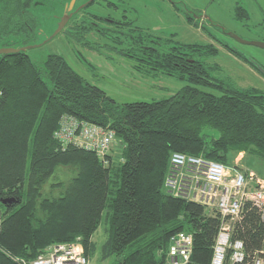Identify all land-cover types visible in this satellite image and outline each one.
Instances as JSON below:
<instances>
[{"label": "trees", "instance_id": "obj_1", "mask_svg": "<svg viewBox=\"0 0 264 264\" xmlns=\"http://www.w3.org/2000/svg\"><path fill=\"white\" fill-rule=\"evenodd\" d=\"M37 1L0 0V46L32 41ZM202 46L197 52L189 44L186 52L185 44L174 45L156 56L130 55L126 49L140 50L125 48L150 69L189 82L165 97L123 102L58 52H49L42 64L24 49L0 54V264H26L54 243L75 240L90 260L103 217L109 232L101 258L115 253L114 264H167L169 239L179 230L193 236L185 264H210L223 216L166 190L170 156L181 151L238 168L239 152L264 157V93L224 86L202 55L218 47ZM64 116L113 129L119 147L104 162L94 149L63 142L55 132ZM63 168L68 174H59ZM231 224L232 239L241 238L246 253L233 264H251L264 250L260 208L245 200Z\"/></svg>", "mask_w": 264, "mask_h": 264}, {"label": "rangeland", "instance_id": "obj_2", "mask_svg": "<svg viewBox=\"0 0 264 264\" xmlns=\"http://www.w3.org/2000/svg\"><path fill=\"white\" fill-rule=\"evenodd\" d=\"M68 1L38 0L37 5L31 7L37 18V28L35 30L36 34L34 33L35 38L30 43H37V41L43 39L41 43L38 42V45H33L27 51L38 64L43 63L49 52H58L88 81L103 88L108 95L119 102L165 97L189 82L187 78H180L161 70L150 69L142 60L126 53L125 43H118L116 40L110 39L105 33H98L92 28L83 31L84 24L79 18L68 21L62 30L52 36ZM109 1L111 0H97L89 8L119 15L113 10L120 7L121 2L113 0L119 3L118 7H114ZM131 1L141 5L139 11L143 19L141 18L139 22L143 26H148L155 32L160 33H168L170 30H174L179 38L186 41L213 42L218 47V51L213 53L202 52V55L205 57L204 61L209 71L220 77L226 83L224 86L228 84L240 88L255 87L264 93V74L255 69L250 62L232 52L225 45L211 41L209 35L201 30H195L192 33L195 28L185 26L183 14L181 13L182 2L178 1L181 6L179 11L174 9L172 5L162 2V0H152V2L151 0ZM185 1L192 6H200L201 9L213 13L218 20L228 23L236 0ZM260 1L264 5V0ZM245 4L250 10H255L252 1L246 0ZM77 13L78 16L83 15V12L78 11ZM253 13L256 15L257 11ZM84 14L86 16L85 11ZM146 16L147 18H145ZM259 34L255 32L247 33L250 37L260 39L263 36ZM241 45L264 65V47L252 43H241ZM203 87L216 93L222 91L220 87L211 85ZM113 146L116 149L119 147L117 139ZM241 154L242 152H239L236 159ZM242 156L244 157L238 159L239 161L236 164L240 163V168L253 170L258 177L264 179V157L254 152H246ZM65 173L67 172L64 168L59 171L60 175ZM108 232L109 223L103 217L92 235L95 250L94 254L90 255L89 264H114L118 259L115 253L101 258L102 244L107 239Z\"/></svg>", "mask_w": 264, "mask_h": 264}, {"label": "built area", "instance_id": "obj_3", "mask_svg": "<svg viewBox=\"0 0 264 264\" xmlns=\"http://www.w3.org/2000/svg\"><path fill=\"white\" fill-rule=\"evenodd\" d=\"M55 136L63 142L94 149L106 161L112 153L116 140L113 129L99 124L64 116ZM168 192L197 200L208 207L217 208L223 222L216 235L213 256L210 264H229L242 262L246 257L241 238L232 239V220L242 215L245 200H250L261 210L264 219V179L253 170L229 167L221 161L208 159L201 155L173 151L164 177ZM193 248L191 232L179 230L169 239L167 264H185L189 261ZM89 258L79 240L57 242L40 252L26 264H89ZM251 264H264L263 255L254 256Z\"/></svg>", "mask_w": 264, "mask_h": 264}, {"label": "flooded vegetation", "instance_id": "obj_4", "mask_svg": "<svg viewBox=\"0 0 264 264\" xmlns=\"http://www.w3.org/2000/svg\"><path fill=\"white\" fill-rule=\"evenodd\" d=\"M85 1L86 0H76L70 14ZM96 1L97 0H92L79 10V12H83V15L78 16L77 12L71 14L68 21L72 19L77 20L79 18L80 21H82L84 25H87L90 30L92 28L98 33H105L114 41L115 39L122 40V43L126 44L125 48H128L131 45L137 46L140 51L136 53H132L126 49L130 55L156 56L158 51L167 52L171 50L170 47L181 44L187 46L186 52L190 50L188 48L189 44H194L197 52H200L201 48L204 50L202 45L207 43L182 40L174 30H170L168 33H160L155 32L148 26H143L139 22L142 18L141 12L139 11L141 5L134 3L131 0H119V2H121L120 7H118L119 3H116L113 0L109 1L112 6L118 7L113 11L117 12L119 15L112 12L104 13L102 10L89 8L90 5H93ZM178 1L183 3V8H181L183 23L185 26L195 28L192 33H194L195 30H201L203 33L209 35L211 41L213 40L225 45L247 62L250 61L246 56L254 58V55L251 54V52H247L241 43H250L249 40L264 41V34H262V32H264V5L260 0H250L254 3L255 10L249 9L245 4L246 0H236L232 7L231 18L228 23L218 20L213 13L201 9L200 6H192L185 0H162V2L168 3L170 6L172 5L174 9L179 10L181 6ZM84 11L86 12V16ZM255 11H257L256 15L253 13ZM145 18H147V16ZM248 32L260 33L259 35H262L263 37H259L260 39L250 37L247 35ZM208 43L214 44L213 42ZM194 52L196 51L194 50ZM255 61L264 67V65L257 59H255ZM251 64L255 69L264 74L253 63Z\"/></svg>", "mask_w": 264, "mask_h": 264}, {"label": "water", "instance_id": "obj_5", "mask_svg": "<svg viewBox=\"0 0 264 264\" xmlns=\"http://www.w3.org/2000/svg\"><path fill=\"white\" fill-rule=\"evenodd\" d=\"M91 1L92 0H86L83 4L78 6L75 9V11L72 12L71 14L78 12L82 7H84L85 5L90 3ZM75 2H76V0H69L68 2H66L65 10L62 13V16H61V18L57 24L55 31L52 34V36L55 35L56 33H58L60 30H62L65 27L66 23L68 22L70 15H71L70 11L73 9ZM41 41H42V39L37 41V43L34 42V43H29V44H25V45H21V46H4V45L2 46L1 45L0 46V54H2V53H13V52L19 51L20 49L27 50L28 48L32 47L35 44L38 45L39 44L38 42L41 43ZM249 42L264 47V41L249 40ZM246 57L249 59V61L251 63H253L257 68H259L264 73V67L260 63L256 62L255 59H253L251 56H246Z\"/></svg>", "mask_w": 264, "mask_h": 264}, {"label": "crops", "instance_id": "obj_6", "mask_svg": "<svg viewBox=\"0 0 264 264\" xmlns=\"http://www.w3.org/2000/svg\"><path fill=\"white\" fill-rule=\"evenodd\" d=\"M244 153L242 152L241 156H239L237 159H235V161H239L240 159H242L244 156H242ZM242 157V158H241ZM239 159V160H238ZM240 164V163H239ZM241 167V166H240Z\"/></svg>", "mask_w": 264, "mask_h": 264}, {"label": "bare ground", "instance_id": "obj_7", "mask_svg": "<svg viewBox=\"0 0 264 264\" xmlns=\"http://www.w3.org/2000/svg\"><path fill=\"white\" fill-rule=\"evenodd\" d=\"M213 256V255H212ZM191 257V256H190Z\"/></svg>", "mask_w": 264, "mask_h": 264}]
</instances>
